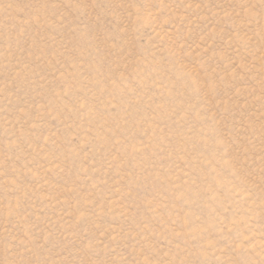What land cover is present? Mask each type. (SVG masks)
<instances>
[{"label": "rangeland", "instance_id": "obj_1", "mask_svg": "<svg viewBox=\"0 0 264 264\" xmlns=\"http://www.w3.org/2000/svg\"><path fill=\"white\" fill-rule=\"evenodd\" d=\"M0 264H264V0H0Z\"/></svg>", "mask_w": 264, "mask_h": 264}]
</instances>
